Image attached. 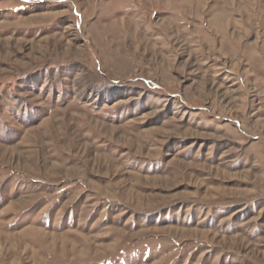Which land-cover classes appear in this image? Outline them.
Here are the masks:
<instances>
[{"label":"rangeland","instance_id":"1","mask_svg":"<svg viewBox=\"0 0 264 264\" xmlns=\"http://www.w3.org/2000/svg\"><path fill=\"white\" fill-rule=\"evenodd\" d=\"M0 264H264V0H0Z\"/></svg>","mask_w":264,"mask_h":264}]
</instances>
